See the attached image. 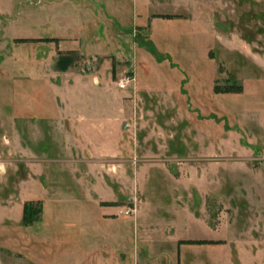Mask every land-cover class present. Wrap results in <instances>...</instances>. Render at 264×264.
I'll list each match as a JSON object with an SVG mask.
<instances>
[{"label":"rangeland","instance_id":"1","mask_svg":"<svg viewBox=\"0 0 264 264\" xmlns=\"http://www.w3.org/2000/svg\"><path fill=\"white\" fill-rule=\"evenodd\" d=\"M127 74L135 80L119 90ZM61 111L93 114L78 160L109 176L93 196L119 194L104 202L109 220L83 189L57 199L41 188L86 170L46 161L29 134L40 113ZM244 161H264V0H0V264H241L245 249L179 244L215 235L175 206L164 169L145 168L160 162L196 181L203 163L208 220L217 224L225 198L239 234L264 215V185ZM32 196L44 211L25 225L19 211ZM75 211L92 219L86 231L60 222Z\"/></svg>","mask_w":264,"mask_h":264},{"label":"crops","instance_id":"2","mask_svg":"<svg viewBox=\"0 0 264 264\" xmlns=\"http://www.w3.org/2000/svg\"><path fill=\"white\" fill-rule=\"evenodd\" d=\"M62 40V39H61ZM66 42V41H65ZM73 49H76L75 47H71ZM85 48L81 47V52L85 51ZM99 51V50H98ZM87 52V51H86ZM87 53H91L88 51ZM117 84V83H116ZM118 88V87H117ZM119 89V88H118ZM121 90V89H119ZM126 90V89H125ZM46 116V119H43L42 117ZM51 117V118H49ZM38 119L45 121L44 123H38L36 129L29 128V134L32 131L33 135H37L39 137L38 143L39 147L41 148L38 151H42L41 153L45 155L46 161H54V162H71L72 166H82L86 170L81 172L82 174L74 175L67 177L68 179H62V178H55L51 182H44L41 186V188L45 191L48 190L51 191L54 195L53 197H56L57 199H61L62 197H66V194L69 192L75 193L78 189L82 190V193H85L83 191H87V193H90L92 196V201L95 204L100 205V209L98 210L100 213L99 215L103 217L104 220H109L111 216H113L115 213L110 212L107 210V208H111L110 206H105L104 202H110V201H117L119 194L112 190V194L110 195H102V193L95 194V196L92 195L95 188H98V185H104V187H108L110 185L109 176H107L105 173H99L98 171H94V169H91V167L87 165H82L78 160V155L80 154L79 147L81 145L87 144V139H84L86 136L87 138L94 133L93 123H88V120L93 119L92 113H72V112H64L61 111L59 113H40L38 115ZM48 120H52V123H48ZM86 123L84 124V121ZM80 121V123L78 122ZM28 124H31L28 122ZM45 124V125H43ZM84 126V127H83ZM26 132V131H25ZM104 132V129L102 130ZM23 137H24V131H22ZM84 136V137H83ZM162 146V145H160ZM220 146V143L214 144V151L218 150V147ZM87 147V145H86ZM22 150L33 155L35 154L34 149L31 147V144L29 142H26V140L22 139ZM50 151H54L55 158H49L50 157ZM205 151V147L203 148V152ZM202 152V153H203ZM77 155V156H76ZM42 156V155H38ZM40 159V157H37ZM239 164H242L244 167L246 166L247 170H250L251 173L254 174L255 179L253 180L257 181L258 183L262 181L264 185V161L261 163L262 165H250L247 162H238ZM154 166H149L147 169L151 170H159V168L164 169L167 173V181L173 185L172 189L174 188V191L176 193L174 202L176 203L175 206H179L180 209H186L188 216H190L192 219L200 220L202 219L203 224L208 227V229L214 233L215 236H204V237H192V238H179L178 243H188L187 241L190 240H209L214 241V243H208L209 247H222L223 245H229L232 248H235L241 252V249L247 250V253L242 254L239 253V259L241 264H264V233H262L259 236V233H257V230L259 232H264V225H262L261 222H264V215L260 212H254L253 219L248 224L249 228L246 230L247 232H240L239 234H235V231L237 229L238 225V219L235 218V214L233 212V206L227 203L225 198L220 197L224 204V209H221L218 214V222L214 225L211 224V222L208 220L209 216V209L207 206V198L210 197L212 194L210 192H206L204 185L206 184L207 179H205V175H202V167L204 166L203 163L198 162L197 163V178L196 181L192 180L190 177L184 174L177 175L174 172L172 173V170L168 167H165L164 164L157 162L153 164ZM185 168V166H179L178 169L181 171ZM101 172V169H99ZM87 174V175H83ZM90 174V175H88ZM94 174V175H93ZM113 180V179H112ZM119 182L120 179H117ZM163 182L160 178H155V183ZM210 182V181H209ZM62 184H71V186L64 188L62 187ZM75 185V186H73ZM194 186V189L196 190V193L190 192L191 187ZM203 186V189H202ZM62 191L65 192L62 193ZM75 191V192H74ZM143 191H141L142 193ZM64 194V196H63ZM72 194V195H73ZM143 200L141 205L146 203V195L142 193ZM196 196V200L198 203H201L197 211L191 210L190 205V198ZM33 197V198H32ZM31 198L27 200H37L40 199L38 196ZM220 199V200H221ZM44 200V199H40ZM161 201V200H160ZM46 202V201H45ZM44 208V203H43ZM178 208V209H179ZM255 209V206H254ZM44 211V209H43ZM225 211V213H224ZM140 210H137V213L135 215V218H133V222L136 223V218L139 215ZM43 214V212H42ZM226 214V215H225ZM98 213L97 216L99 217ZM101 217V218H102ZM23 218V205L20 208L19 211V220L21 221ZM102 219V220H103ZM3 220H11V218H3ZM60 221L63 226H65V229L71 230V231H86L87 227L91 226L92 219H83L77 217V211H75L69 218L67 219H61ZM208 224V225H207ZM217 233V234H216ZM90 234H85L83 237L90 238ZM98 235L92 237V239L96 238ZM97 238H100L103 240L102 236L99 235ZM88 239L87 241H89ZM217 241H225V243L222 244H216ZM183 245V244H181ZM254 247V250L250 252L247 247ZM237 251V250H236ZM232 256V255H231ZM149 262V258L147 260Z\"/></svg>","mask_w":264,"mask_h":264},{"label":"trees","instance_id":"3","mask_svg":"<svg viewBox=\"0 0 264 264\" xmlns=\"http://www.w3.org/2000/svg\"><path fill=\"white\" fill-rule=\"evenodd\" d=\"M43 212L42 201L29 200L24 203L23 207V218L22 222L25 225L33 224L41 218ZM188 243H214V241L209 240H190ZM218 243L221 241H217Z\"/></svg>","mask_w":264,"mask_h":264},{"label":"built area","instance_id":"4","mask_svg":"<svg viewBox=\"0 0 264 264\" xmlns=\"http://www.w3.org/2000/svg\"><path fill=\"white\" fill-rule=\"evenodd\" d=\"M135 80V77L132 74H127L124 77L120 78L116 83L119 89L125 90L128 89L130 84L133 83ZM121 212H124L126 215H132L135 212V208L128 206L125 207V209L121 210Z\"/></svg>","mask_w":264,"mask_h":264}]
</instances>
